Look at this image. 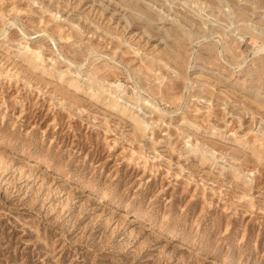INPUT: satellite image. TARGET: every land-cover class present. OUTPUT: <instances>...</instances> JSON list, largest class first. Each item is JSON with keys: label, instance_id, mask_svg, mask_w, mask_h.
Masks as SVG:
<instances>
[{"label": "rangeland", "instance_id": "1", "mask_svg": "<svg viewBox=\"0 0 264 264\" xmlns=\"http://www.w3.org/2000/svg\"><path fill=\"white\" fill-rule=\"evenodd\" d=\"M261 208L264 0H0V264H264Z\"/></svg>", "mask_w": 264, "mask_h": 264}, {"label": "bare ground", "instance_id": "2", "mask_svg": "<svg viewBox=\"0 0 264 264\" xmlns=\"http://www.w3.org/2000/svg\"><path fill=\"white\" fill-rule=\"evenodd\" d=\"M62 77V75H61ZM62 79V78H61ZM74 83V80H71L70 81V84L72 85ZM70 87V86H69ZM98 93V92H97ZM112 105V109L113 110H119V111H123V112H127V109L126 107L124 106H120L118 103L114 102ZM131 118L134 120L136 126H142L144 121L142 119H140L139 117L137 116H131ZM147 123V122H146ZM140 128V127H139ZM127 217V216H126ZM191 252H194V251H191Z\"/></svg>", "mask_w": 264, "mask_h": 264}, {"label": "clouds", "instance_id": "3", "mask_svg": "<svg viewBox=\"0 0 264 264\" xmlns=\"http://www.w3.org/2000/svg\"><path fill=\"white\" fill-rule=\"evenodd\" d=\"M145 127H146V129H147V126H145ZM185 146L188 147V148H191V145L188 144L187 141H185ZM255 175H256V173H252L253 178L255 177ZM82 194H83V195H86L87 193H82ZM261 209L264 210V208H261Z\"/></svg>", "mask_w": 264, "mask_h": 264}]
</instances>
